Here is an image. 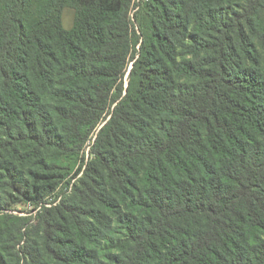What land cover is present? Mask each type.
<instances>
[{"label": "trees", "instance_id": "trees-1", "mask_svg": "<svg viewBox=\"0 0 264 264\" xmlns=\"http://www.w3.org/2000/svg\"><path fill=\"white\" fill-rule=\"evenodd\" d=\"M131 4L0 0V264H264V0Z\"/></svg>", "mask_w": 264, "mask_h": 264}, {"label": "rangeland", "instance_id": "rangeland-1", "mask_svg": "<svg viewBox=\"0 0 264 264\" xmlns=\"http://www.w3.org/2000/svg\"><path fill=\"white\" fill-rule=\"evenodd\" d=\"M142 5H143V0H132L131 4V18L133 20L134 25L136 26L137 30H139V17L142 16ZM74 17H75V12L72 7H66L63 13V22L64 26L68 29L73 27L74 24ZM139 47V43L137 44V48ZM130 69V68H129ZM129 70L126 74V78L128 76ZM127 83V82H126ZM93 139L88 142L87 147L85 149V159L90 158V150L92 146ZM75 181V179L73 180ZM71 191V188L66 185V183H62L59 189L54 192L51 196L48 197L46 201L43 203L36 205L32 202H24L15 205L10 210H6V212L15 214L20 217H26L29 221V223L37 222L40 214L43 212L44 207H53L54 205L58 204L59 201ZM3 212H0L2 214Z\"/></svg>", "mask_w": 264, "mask_h": 264}]
</instances>
